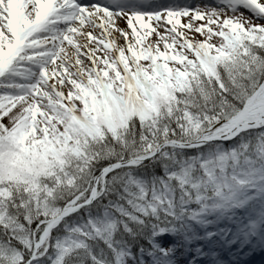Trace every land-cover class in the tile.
Here are the masks:
<instances>
[{"label":"trees","instance_id":"obj_1","mask_svg":"<svg viewBox=\"0 0 264 264\" xmlns=\"http://www.w3.org/2000/svg\"><path fill=\"white\" fill-rule=\"evenodd\" d=\"M237 33L226 55L214 56L207 48L205 56H198L184 84L164 67L155 75L139 69L130 77L118 72V83L114 74L108 76L92 103L95 121L68 114L69 124L37 149L21 150L20 163L8 160L7 170L1 166L0 264H23L35 228L84 202L106 166L146 156L164 142H191L240 117L264 83V31ZM244 136L248 142L241 147L230 142L169 148L167 155L107 176L94 205L103 215L79 229L58 227L49 239L50 252L35 264L57 259L59 264H137L140 250L153 249L160 228L184 232L182 226L202 212L217 217L226 211L239 190L260 192L264 128ZM220 146L222 151L211 153ZM140 178L148 179L146 186Z\"/></svg>","mask_w":264,"mask_h":264},{"label":"rangeland","instance_id":"obj_2","mask_svg":"<svg viewBox=\"0 0 264 264\" xmlns=\"http://www.w3.org/2000/svg\"><path fill=\"white\" fill-rule=\"evenodd\" d=\"M143 1L146 0H137L133 9L136 14H139V5ZM231 1L235 4L230 8L234 9L237 6L238 9L225 13L217 19H213L208 13L210 11L201 3L188 5L189 7L182 6L177 0L170 3L169 6L178 9L179 15L182 13L189 15L187 18H181L182 24L172 35L175 41L173 46L167 38L157 37L158 32H161L158 20L149 22L140 16L134 19L135 28L132 34L134 41L130 43L132 45L125 44L127 48H122L124 44L113 43L114 40L107 37L100 26L87 22L86 29L95 30L96 39H92V43L97 45L100 52L95 56L85 54L81 57L80 63L70 64L71 69L68 73L71 78H74L75 83L63 80V85L57 88L46 86L40 79L43 70L40 68L42 64L38 56H44L46 50L40 49L34 52L30 49L33 47L30 42L17 47L18 37L14 33L15 28L10 30L2 25L0 27V74L2 73L3 76L0 77V119L6 122L5 130L10 128V124L13 130L4 133L6 138L3 143L7 146L0 148V170H2L1 166H4L6 170L10 167L8 160L20 163L21 150L24 151L23 149H29V147L37 149L42 143L39 139L41 132L48 131L52 124H57L60 120L57 117L60 111L56 106L63 102H80L86 98L88 87L93 86L94 90H97L100 86L97 77L101 76L108 66L113 65L114 68L111 70L115 73L133 72L138 66L144 70H150L151 64L147 60L155 59L153 60L155 65L169 63L171 68L177 69L179 76L182 77L186 60L192 59L194 51H200L203 44L208 43L221 54L227 47V34L234 31V28L249 30L251 25L264 27L263 13L255 14L246 11L248 7L258 8L250 0ZM46 3L48 2L44 0V5ZM256 3L264 6V0H256ZM60 8L63 13H59V16H64L68 13L70 6H60ZM39 10L25 2L21 4L18 12L23 22L21 26L23 29L27 27L28 19L41 15ZM2 20L6 23L8 19L5 16ZM149 23H151L150 26ZM234 25L235 27L231 28ZM36 38L33 42L38 40ZM263 96L264 86L259 98ZM11 152L18 156L10 157ZM13 173L14 170L10 172L11 175ZM0 174L5 175L1 171ZM263 209L264 207L260 206L256 199L249 197V200L241 204V207L232 208L231 217L223 215L217 220H212L208 215L202 222L191 224L188 237L180 238L178 241L171 238L169 230L160 228L155 238L156 251L139 252L137 264H243L242 258L252 254L253 250L261 249L260 244L264 242V232H258L261 226L259 222L264 218ZM95 215L100 217L98 211L86 210V214L71 217V221L64 223L65 228L71 230L75 229L74 225L80 227L85 217L93 220ZM232 219L235 220L232 221ZM234 225L238 226L236 233H232L229 229ZM15 255L17 256V253ZM124 262L133 264L128 260Z\"/></svg>","mask_w":264,"mask_h":264},{"label":"bare ground","instance_id":"obj_3","mask_svg":"<svg viewBox=\"0 0 264 264\" xmlns=\"http://www.w3.org/2000/svg\"><path fill=\"white\" fill-rule=\"evenodd\" d=\"M19 2H26L31 7L44 9L43 0H0V27L2 25L4 27L8 26L7 23L2 24L3 14L12 15V17L17 16L16 11ZM57 2L59 5H63L66 2L71 5L70 15H65V19L58 16L51 17L53 19L56 18L58 24L65 25L67 27L65 29L54 27V25L47 23L48 19H45L52 12L54 14L60 13L62 9L57 7L58 4H55ZM49 3L50 8L46 10V14L42 16V19L35 22L34 26L21 35L20 38V42H24L31 34H35L38 40L33 43V50L37 52L40 49L46 50L45 53L47 55L38 56L41 58L42 67L40 68L43 70L40 79L45 82L46 86L60 87L63 85V80L74 84V78H71L68 73L71 69L70 64L76 65L80 63L81 57L85 54L95 56V54L100 52L97 45L92 43V39H96L95 30L86 29L87 22L100 26L106 36L114 40L113 43L117 42V45L124 44L122 48H127L125 44L132 45L130 43L134 41V36L132 35L135 28L134 19L126 7V0H49ZM228 6L230 5L228 4ZM228 6L216 4L214 6L206 5L205 8L207 10L215 8L208 13L213 19H217L221 15L229 13ZM110 8H120L121 10L112 11ZM252 8L248 7L246 11L264 14V6L261 4L258 5L257 9ZM140 16L149 22L152 19L158 20L161 32H158L157 37L167 38L172 46L175 42L172 35L177 32L178 27L182 24L183 20L181 18H187L186 14L179 15L177 10L170 11L167 9L164 11L162 4H156L153 0L145 1L140 11ZM176 16L178 17L176 18ZM101 40L104 41L103 39ZM62 72H65V74H62ZM253 258L254 260L251 264H256L261 259H263L262 264H264V251L256 253Z\"/></svg>","mask_w":264,"mask_h":264},{"label":"water","instance_id":"obj_4","mask_svg":"<svg viewBox=\"0 0 264 264\" xmlns=\"http://www.w3.org/2000/svg\"><path fill=\"white\" fill-rule=\"evenodd\" d=\"M249 114H250V111H248L240 120H238V122L232 128H230V131L228 133L220 136V138L217 137V138H209V139H205V140H196V141H194L192 143H187V144L178 143V142H172V145L176 146L177 148L178 147L191 148V147H195V146H198V145H205V144H208V143H211V142H221V141H224V139H227L232 134H234L236 131H238L240 129L241 130L242 129H249L251 127L257 126L260 122H262L264 120V116H261V117L258 118L257 122L246 123V121L249 119ZM165 146L166 145H162L161 147H159L152 154V156L150 158H154V157L158 156ZM150 158H147V159H144V160H133V161H130V162L125 163V164H115V166L111 165V166H108L106 169H104L100 173V175L98 177H96V180H95V183H94V188H93L91 196H90V200L87 203H85V204H82V205H79V206H77L75 208H70L67 211H64L58 218L55 219L54 223H52L48 227V229L45 231V233H44L42 239L40 240V242L35 244L33 257L27 264L31 263V261L33 260V258L35 256L34 254H36L38 248L45 242L47 236L51 233V231L53 230V228L56 225H58L64 219L70 217L72 214H74V212H77L78 210H80L81 208H83L85 206L91 205L95 201V198L97 196V186H98L99 177H101L103 174H105V173H107L109 171L115 170V169H117V168H119L121 166L128 165V164L133 163V162L136 163V161H143L144 162V161L149 160Z\"/></svg>","mask_w":264,"mask_h":264}]
</instances>
